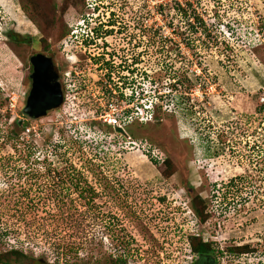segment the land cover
Here are the masks:
<instances>
[{"label": "rangeland", "instance_id": "rangeland-1", "mask_svg": "<svg viewBox=\"0 0 264 264\" xmlns=\"http://www.w3.org/2000/svg\"><path fill=\"white\" fill-rule=\"evenodd\" d=\"M96 4L87 50L72 37ZM37 54L71 86L33 120ZM131 67L163 106L111 135L95 112ZM263 89L264 0H0V256H26L3 262L264 264Z\"/></svg>", "mask_w": 264, "mask_h": 264}, {"label": "built area", "instance_id": "built-area-1", "mask_svg": "<svg viewBox=\"0 0 264 264\" xmlns=\"http://www.w3.org/2000/svg\"><path fill=\"white\" fill-rule=\"evenodd\" d=\"M97 15H94V17ZM74 32L76 33L79 31ZM83 33H85V38L82 39V42H79L81 45L85 44L84 42L86 39H92L95 36L94 28H89L87 31H83ZM133 71L134 69L131 67V69L128 70V78H120L121 83L119 82V86L116 83L115 88L111 87V90L107 91L106 95L103 94L104 98L102 101H100L95 112L96 115H99L95 118L96 121L102 120L103 122L111 125L114 129L120 128L125 130V128L133 123L136 118L146 121L153 120L154 113L150 111L151 103L153 101L158 102L160 99H158V96L155 95L154 97H150V92H146V85L142 83L146 82V76L143 78L140 84H135L132 74ZM262 91L260 103L262 106H264V89ZM160 95L162 94L160 93ZM130 143L135 144L133 141ZM157 153L158 156L155 155ZM153 155L156 157V159H158L160 153L158 150H154Z\"/></svg>", "mask_w": 264, "mask_h": 264}, {"label": "water", "instance_id": "water-1", "mask_svg": "<svg viewBox=\"0 0 264 264\" xmlns=\"http://www.w3.org/2000/svg\"><path fill=\"white\" fill-rule=\"evenodd\" d=\"M31 64L34 68L31 75L33 83L23 112L32 119H40L47 116L48 112L60 108L64 104L65 96L60 84H49V81L54 79L50 71L53 67L51 58L37 54L31 58ZM117 131L124 133L119 128Z\"/></svg>", "mask_w": 264, "mask_h": 264}, {"label": "clouds", "instance_id": "clouds-1", "mask_svg": "<svg viewBox=\"0 0 264 264\" xmlns=\"http://www.w3.org/2000/svg\"><path fill=\"white\" fill-rule=\"evenodd\" d=\"M99 8H100V6H98V4H96V5H94L93 6V11H92V13L90 14V16H88L87 15V17H85V18H83V22L82 21H80V23L78 24V26L79 27H77L76 28V30L75 31H79V32H73V36H80L79 38H82V39H84L85 38V33H83V31H87L90 27H92V22L94 21V20H99V18H100V13L101 12H99ZM93 14V15H92ZM98 14V15H97ZM94 15H97V16H95L94 17ZM100 22L101 23H103L102 22V20H100ZM111 23V22H110ZM109 23V24H110ZM94 28V30H95V34L96 33H98L100 30H98L99 29V27H93ZM95 37V36H94ZM94 37L92 38V39H86V41L84 42L85 44H86V42H88V41H91V40H93L94 39ZM84 44V45H85ZM158 99H160L158 102H152L151 103V108H150V111L152 112V113H154V118H153V120H139L140 118H136L135 119V121H133V123H131L130 125H128L126 128H125V130H123V132L124 133H120V132H118L117 131V128L116 129H114L111 125H109V124H107V123H105V122H103L102 120H100V121H98V125H103L105 128H108V129H111V130H113V133H111V135L112 134H118V135H120V136H127L128 137V131L126 130L127 128H129L130 126H132V125H135V124H138V125H145L146 123H151V122H154L155 121V114L157 113V111L158 110H160L161 109V107L163 106V104L161 103L162 101V99H163V94L162 95H160V96H158L157 97ZM65 99H66V96H65ZM65 102V101H64ZM100 103V102H99ZM24 110V109H23ZM33 120H38V119H33ZM94 121H96L95 119H94ZM20 124L21 125H23L24 123H22V121L20 122ZM93 126L94 127H96L97 128V126L96 125H94L93 124ZM120 129V128H119ZM29 131H31L30 129H29ZM133 144V143H132ZM152 150V149H151ZM155 150H158L157 148H155ZM159 151V150H158ZM153 158H156L155 156L153 157ZM213 183V185H214V188L215 187H218V191H221V188H220V185H217V182H212ZM226 186H228V184H226ZM218 195H219V192H218ZM227 195V193H225V196ZM214 197V199H218L217 198V196L216 195H214L213 196ZM231 201H224V205H226L227 203H230ZM227 207H228V205H227Z\"/></svg>", "mask_w": 264, "mask_h": 264}, {"label": "trees", "instance_id": "trees-1", "mask_svg": "<svg viewBox=\"0 0 264 264\" xmlns=\"http://www.w3.org/2000/svg\"><path fill=\"white\" fill-rule=\"evenodd\" d=\"M264 108V107H263ZM21 125V124H20ZM28 124H23L21 125L22 128H26ZM167 162V160H164V164ZM163 164V165H164ZM175 172L174 171H169L166 173V177H170L171 175H173ZM92 191V190H91ZM197 206V205H196ZM196 208V207H195ZM196 211H197V214L199 215L200 217V220H206V216H205V212H204V208L201 210L199 208H196ZM192 250L194 251L195 254H202V255H207V253L210 252V245H206L205 243H203V241L198 238L197 236H195V238L192 239ZM232 252H234L235 254H238V255H244L245 253H250L249 251V248L246 246L245 248L244 247H238V248H234L232 250ZM10 254H14V255H17L18 258H22L24 256V254L22 252H19V251H12L10 253H7V254H2V256H0V263L2 264H8L9 262H6L4 263L3 262V258L6 257L7 255H10ZM26 257V256H24Z\"/></svg>", "mask_w": 264, "mask_h": 264}, {"label": "flooded vegetation", "instance_id": "flooded-vegetation-1", "mask_svg": "<svg viewBox=\"0 0 264 264\" xmlns=\"http://www.w3.org/2000/svg\"><path fill=\"white\" fill-rule=\"evenodd\" d=\"M118 23V22H117ZM115 27V26H114ZM114 29V28H113ZM108 31V30H107ZM106 31V32H107ZM111 31V30H110ZM101 34H103L102 32L100 33V31L97 33V35H101ZM99 37V36H98ZM72 38H74V40L76 41L77 39H79V36H73ZM94 41H97L96 40V38L94 37V39L93 40H91V41H88V42H86V44H85V46L87 47V48H85V49H89V47L90 46H92V45H94V43H95V47H97L98 46V43L97 42H94ZM78 44H79V42H77ZM48 57V56H47ZM101 59V58H100ZM99 60V59H98ZM55 67H57V70H56V68ZM33 70H34V68H32ZM61 68H59L56 64H54L53 63V67L51 68V73H52V76L54 77V79H52V80H50L49 81V84L51 85V86H55L57 83L58 84H60V86H61V88H62V84H61V82L59 81V78H60V73H59V70H60ZM76 73V72H75ZM55 75H57V78H55ZM70 77V76H69ZM70 79V78H69ZM85 80L86 79H82V85H81V93L80 94H84L83 93V90H84V92H86V90H90V86L87 84V82H86V84L84 83L85 82ZM69 81V80H68ZM33 83V82H32ZM71 85H69V83H66V81L64 82V84H63V89H62V91L63 90H69ZM77 90V89H76ZM70 91V90H69ZM64 92V91H63ZM71 92H74V90H71ZM79 94V93H78ZM64 96H65V94H64ZM28 98V97H27ZM98 101V100H97ZM26 103V102H25ZM25 106H26V104H25ZM23 111V110H22ZM51 112V111H50ZM28 116V115H27ZM29 117V116H28ZM30 118V117H29ZM96 128V127H95ZM200 255V259H204L205 258V254L204 255H202V254H199ZM208 256V255H207ZM206 256V257H207ZM203 257V258H202ZM203 260H201V262H199V264H217V261H215L214 259H209L208 257L206 258V260H205V262L203 261Z\"/></svg>", "mask_w": 264, "mask_h": 264}]
</instances>
